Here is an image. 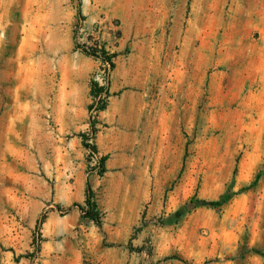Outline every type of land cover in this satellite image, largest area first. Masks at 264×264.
Returning <instances> with one entry per match:
<instances>
[{
  "label": "rangeland",
  "instance_id": "1",
  "mask_svg": "<svg viewBox=\"0 0 264 264\" xmlns=\"http://www.w3.org/2000/svg\"><path fill=\"white\" fill-rule=\"evenodd\" d=\"M0 264H264V0H0Z\"/></svg>",
  "mask_w": 264,
  "mask_h": 264
},
{
  "label": "built area",
  "instance_id": "2",
  "mask_svg": "<svg viewBox=\"0 0 264 264\" xmlns=\"http://www.w3.org/2000/svg\"><path fill=\"white\" fill-rule=\"evenodd\" d=\"M105 23H92L88 24L86 21L80 19L75 27V35L73 37V43L76 51H80L85 53L92 58H95L99 62H103L104 64L108 65V62L101 58V51L104 52V55H109L108 53V46L107 44L104 45L101 43L100 39L103 42L108 41V37L110 33H105ZM106 34V35H105ZM106 36V37H105ZM93 80L97 83L98 87H103V80L99 74L95 75ZM106 91V89H102L93 99L92 104V111L96 112V106L99 98L101 95Z\"/></svg>",
  "mask_w": 264,
  "mask_h": 264
},
{
  "label": "crops",
  "instance_id": "3",
  "mask_svg": "<svg viewBox=\"0 0 264 264\" xmlns=\"http://www.w3.org/2000/svg\"><path fill=\"white\" fill-rule=\"evenodd\" d=\"M133 67L125 68L123 67L122 63H118V66H116L114 71V82L111 84L110 88H108V92L110 93V96H108L109 99L111 98H122L126 100L127 98L130 99L133 95V78L131 76V70ZM172 73L175 74V72L172 71ZM176 75V74H175ZM175 79H172V83ZM161 92L156 93V91L152 90L149 85L146 86V88L141 92V100L144 101L145 104L149 105H157V101H161ZM160 103V102H159ZM148 119L151 117L150 115L146 116ZM99 119V116H97ZM100 133L99 141L102 146H107L108 141L110 140V135L106 132L103 133V131H98ZM97 139V137H96ZM158 146H161V142H159ZM107 162V160H105Z\"/></svg>",
  "mask_w": 264,
  "mask_h": 264
},
{
  "label": "trees",
  "instance_id": "4",
  "mask_svg": "<svg viewBox=\"0 0 264 264\" xmlns=\"http://www.w3.org/2000/svg\"><path fill=\"white\" fill-rule=\"evenodd\" d=\"M113 57H115L114 54L104 55V52L101 51V58L103 60L107 61L111 68L114 67V63L112 61ZM93 85L96 87L97 83L95 81H93ZM101 90H102L101 88H99L98 91L95 90V94L99 93ZM91 108H92V106H91ZM96 109L98 111L104 110L105 109V104L104 103H100V105L97 104ZM88 147H89V149H90V151L92 153L96 152L95 146H88ZM106 159H107L106 156H102V157L99 158V165L101 166L100 172H102V173L105 171L103 169V167H104V163H105ZM206 204L211 205L214 208L219 205L218 202H209V203H206ZM85 205L87 207V210H86L87 216L90 217L91 219L95 220L97 223H99V221H98V211L96 209L95 203L92 201V191H91V189L88 186L86 188ZM79 207L81 209H83V207H81L80 205H79Z\"/></svg>",
  "mask_w": 264,
  "mask_h": 264
}]
</instances>
